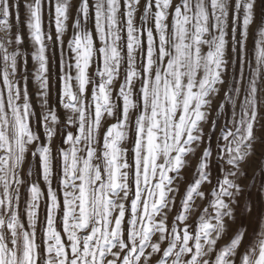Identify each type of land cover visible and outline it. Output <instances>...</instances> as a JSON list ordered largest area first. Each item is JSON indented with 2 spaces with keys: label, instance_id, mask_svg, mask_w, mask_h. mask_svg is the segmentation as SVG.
I'll return each instance as SVG.
<instances>
[{
  "label": "snow or ice",
  "instance_id": "6c2138e0",
  "mask_svg": "<svg viewBox=\"0 0 264 264\" xmlns=\"http://www.w3.org/2000/svg\"><path fill=\"white\" fill-rule=\"evenodd\" d=\"M0 264H264V0H0Z\"/></svg>",
  "mask_w": 264,
  "mask_h": 264
},
{
  "label": "rangeland",
  "instance_id": "374dc122",
  "mask_svg": "<svg viewBox=\"0 0 264 264\" xmlns=\"http://www.w3.org/2000/svg\"><path fill=\"white\" fill-rule=\"evenodd\" d=\"M184 175H185L186 178H190V173L189 172H185Z\"/></svg>",
  "mask_w": 264,
  "mask_h": 264
}]
</instances>
